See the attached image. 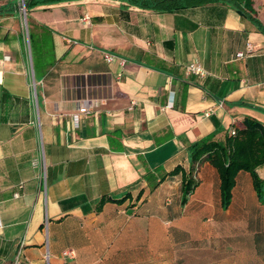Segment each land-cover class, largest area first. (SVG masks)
<instances>
[{"label":"crops","instance_id":"crops-1","mask_svg":"<svg viewBox=\"0 0 264 264\" xmlns=\"http://www.w3.org/2000/svg\"><path fill=\"white\" fill-rule=\"evenodd\" d=\"M30 1L0 0V264L21 240L27 264H264V164L224 208L208 161L184 204L180 172L150 184L264 126V0ZM87 97L104 103L75 124Z\"/></svg>","mask_w":264,"mask_h":264},{"label":"trees","instance_id":"trees-1","mask_svg":"<svg viewBox=\"0 0 264 264\" xmlns=\"http://www.w3.org/2000/svg\"><path fill=\"white\" fill-rule=\"evenodd\" d=\"M58 1L66 0H31L28 6L50 4ZM166 1L170 0H159L158 3L163 4ZM206 1L208 0H200V2ZM233 6L240 10L236 2H234ZM27 7L26 11L28 10ZM163 9H172V4H165ZM258 27L264 32L263 26L259 25ZM231 130L234 131L232 134L230 133ZM231 130L223 142L209 140L193 145L190 151V167L188 171L185 172L182 166L177 165L170 172L161 175L159 180H151V187H155L166 175H174L180 172L182 174L181 203L184 204L188 195L197 185L195 176L201 162L208 161L219 174L223 208L230 203L231 190L235 183V176L239 171H247L251 174L254 188L260 194L263 181L257 174V168L264 164V126L256 119L245 117L240 125L231 128ZM104 200L105 198H101L99 206Z\"/></svg>","mask_w":264,"mask_h":264},{"label":"built area","instance_id":"built-area-1","mask_svg":"<svg viewBox=\"0 0 264 264\" xmlns=\"http://www.w3.org/2000/svg\"><path fill=\"white\" fill-rule=\"evenodd\" d=\"M85 18H86V16H85ZM250 53H252V46L247 43L246 44V50L245 51H238L235 54V56H236V58H244L247 55H249ZM103 58L106 62H111L114 59V55H112L108 52H105L103 55ZM186 70L189 73L199 75V76H203L206 74L205 70L198 63H191V64L187 65ZM103 103H104L103 100H99V99H95V98H88L87 97V98L81 99L79 106H78V109H77V112L75 114H73V116H72V121L75 124H77L78 119H79L78 118L79 114H89L90 112L96 110ZM206 115H208V113H206ZM233 132H234L233 130L230 131L231 134ZM32 165L33 166L39 165L42 168L45 167V158H44V154H43L42 149L39 153V156L32 161ZM23 247H24V241L21 240L18 243L16 252H15V255L13 257L11 264H27L26 260L22 257ZM62 255L67 256V257H73L74 251L72 249H66V250L62 251ZM44 261H45V264H49V254H48L47 249H46V253L44 255Z\"/></svg>","mask_w":264,"mask_h":264},{"label":"water","instance_id":"water-1","mask_svg":"<svg viewBox=\"0 0 264 264\" xmlns=\"http://www.w3.org/2000/svg\"><path fill=\"white\" fill-rule=\"evenodd\" d=\"M26 6H27V4L24 3V4L22 5V8L25 9Z\"/></svg>","mask_w":264,"mask_h":264}]
</instances>
